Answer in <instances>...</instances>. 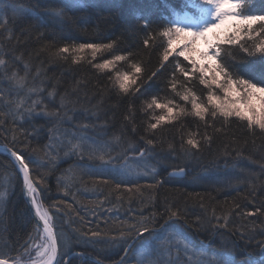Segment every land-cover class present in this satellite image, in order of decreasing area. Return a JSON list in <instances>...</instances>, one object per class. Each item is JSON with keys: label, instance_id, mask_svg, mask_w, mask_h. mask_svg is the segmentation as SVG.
Returning a JSON list of instances; mask_svg holds the SVG:
<instances>
[{"label": "snow or ice", "instance_id": "6c2138e0", "mask_svg": "<svg viewBox=\"0 0 264 264\" xmlns=\"http://www.w3.org/2000/svg\"><path fill=\"white\" fill-rule=\"evenodd\" d=\"M160 3L166 11L159 18H154V12L159 6L150 2L143 10L132 12L134 20L125 22V30L142 33L144 47H149L157 39L166 40L163 61H167L173 53L183 57L192 65L191 69L181 67L179 62L176 63V69L185 78H191L192 74L199 72V83L208 88L209 92L205 104L192 89L186 88L183 93L177 92L176 84L172 83V91L181 100L191 104L190 111L174 105L171 100L161 103L153 96L150 102H145L146 108L162 109L167 115L152 116L155 123L148 124L145 129L148 134L141 135L140 140L155 148L154 130L162 122L171 124L176 120L174 113L177 108L180 115L195 117L203 123L205 129L203 133L199 130L189 132L186 140L181 137L179 151L185 156L194 155L191 151L193 149L199 152L205 145L210 147L213 136L207 129L223 133L234 122L233 118L246 122L243 127L248 135L264 137V76L256 81L236 71V64L243 63L246 58H264V11L257 13L253 0H179L178 4L160 0ZM39 7L27 3L26 0H0V131L5 133L6 138L11 135L13 144L17 142V134L25 139L36 140L39 147H31L29 140L30 151H41L46 157L45 160H32L23 152H17L7 144L3 145L14 163L11 166L13 171L5 168L4 174L0 175V208L5 209V213H0V264H101V261L92 259L86 252L76 250L77 245L94 247L99 243L119 248L123 255L118 264H236L234 245L222 244L219 251L209 254L202 246L193 245L188 238L189 228L212 232L213 229L218 231L229 227L228 216H217L215 209H212L210 219L204 221L197 216L189 223L184 210L177 205L165 203L163 212L152 211L148 216L141 212L138 219L120 229L116 235L105 234L99 227L89 229L88 232L72 228L67 233L56 228L55 216L51 210L62 211L60 205L65 201L55 199L51 205L45 206L40 197L47 184V177L42 172H37L34 178L32 168L47 167V174L52 175L59 169L61 162L72 161L65 173L57 177V184L63 187L64 196L70 193L68 186L61 185V181L69 173L78 171L80 177H99L101 182L107 184L110 174L119 173V168L113 165L127 155L128 150L119 152L118 145L129 127L132 133L137 131L135 102L131 97L140 92L141 86L137 85V78L127 72L116 74L119 91L116 103L112 105L113 120L115 109L127 104L124 123L119 129L108 120L98 123V111L105 103L103 97L93 109L81 107L78 113L81 101L78 97L74 98L77 89L69 91L64 88L61 91V80L55 76L49 77L44 64H53L56 60L67 61L68 56L65 54H74L72 63L79 64L83 57L75 53H83L85 50H91L94 60L98 52L113 49L114 42L65 45L59 47L47 61H41L38 66L34 65V57L39 58L50 52L45 45H41L39 49L29 47L34 26L28 22L41 18V13L37 10ZM85 7L87 5L83 0H61L55 7H45L43 13L56 23L63 24L74 20L70 10ZM199 42H203V50L197 47ZM177 47L180 48L179 51H176ZM234 48H238L243 56L238 58L232 50ZM193 54L199 60L193 59ZM130 55L131 53L114 55L94 67L111 71L118 62L127 61ZM226 58H230L233 63H227ZM132 66L135 73L142 71L140 66ZM155 75L153 72L152 76ZM133 85L137 86L133 88ZM214 88L220 89L223 95L216 94ZM90 116H95L96 119L90 120ZM38 118L43 119L44 123L39 124ZM217 118L221 121L219 127L216 125ZM9 124L11 127H6ZM41 134L46 137L43 144L39 139ZM235 142L234 140L233 143ZM247 143L245 140L244 144ZM128 149L138 156V162L147 164L151 161L152 153L143 145L138 149L129 145ZM169 149L170 153L176 152L175 145L170 144ZM233 152L237 156L243 154L239 147L233 148ZM158 167L159 160L152 165L150 172L145 173L152 180L145 185L146 188H158L163 183L156 179L159 174ZM261 167L264 169V163ZM185 172L186 169L180 167L171 175H183ZM105 173L109 175H104ZM16 175L22 178L21 191L35 218L26 223L22 232L12 230L9 222L5 220L9 199L16 188ZM236 179L240 182L242 178ZM249 181L250 177L244 178V182L251 188L245 199L252 197L249 200L253 204L252 210L244 209L238 202H234L233 211L241 209L238 213L241 218L264 217V201L258 206L255 204V182ZM119 187L120 184L117 183V188ZM128 191L133 192V188L129 187ZM135 193L143 195L139 184L135 185ZM197 197L201 200L199 206L203 208V198L199 194ZM182 219L183 224L179 223ZM235 231L239 232L240 229ZM240 234L249 243L255 239L252 236L245 237L243 232ZM257 247L264 254V240ZM246 256L251 257L252 253L246 252ZM248 264H264V255L258 259H250Z\"/></svg>", "mask_w": 264, "mask_h": 264}, {"label": "trees", "instance_id": "16d2710c", "mask_svg": "<svg viewBox=\"0 0 264 264\" xmlns=\"http://www.w3.org/2000/svg\"><path fill=\"white\" fill-rule=\"evenodd\" d=\"M27 3L39 5L37 9L41 13L39 20L29 21L33 25L32 38L29 41V47L39 49L45 45L50 52L42 54L39 58H33V64L39 65L41 61H47L49 57L57 51L59 47L69 45H79L80 43H112L114 47L111 50H103L96 54L92 59L91 50H85L80 55L83 60L79 64L72 63L74 54H65L67 61L56 60L53 64H44V68L49 77L55 76L61 80V91L64 88L71 91L77 89L74 98L78 97L81 104L79 109H93L98 100L103 97L105 103L98 111L99 121L105 120L116 125V129L124 123L123 116L126 114L127 104H122L115 109V119H112V105L116 103L118 86L114 82L116 74L127 72L137 78V85L141 86L140 92H136L131 99L135 102V123L137 131L132 133L129 129L122 142L118 145L119 152L127 151L125 159L120 160L113 167L119 168V173H112L109 176L107 184L100 181L99 177L89 178L80 177L79 172L69 173L62 177L61 185L68 186L69 195H63V187L58 186L57 177L69 168L72 161H63L59 164V169L52 175H48V169L32 168L33 177L37 172H42L47 177L43 195L40 197L44 205H51L55 199H62L64 204L60 205L62 211L54 213V223L58 230L65 233L71 232L72 228H78L84 232L89 229H99L105 234H118L119 230L127 227L139 218L141 212L148 216L152 211L163 212L165 203L179 206L185 211L186 218L192 223L197 216L204 221L211 218L212 209L216 210V215H227L229 218V227L227 229L215 230L212 232L191 228L199 240L208 245H203L193 239L191 233L187 230L188 238L192 244L201 247L212 254L220 250L222 244L235 246L236 264H248L250 259H258L262 255L257 245L264 240V217H244L241 218L238 213L241 209L233 211L234 202H238L244 209L252 210L253 204L249 203L252 197H248L251 188L244 178H251L255 182L256 192L255 204L258 206L264 201V169L261 164L264 163V137L248 135L243 125L246 122L234 120L231 125L225 128L223 133H215L213 129H207L213 136L211 146H203L199 152L191 150L194 155L185 156L179 151L181 137L185 140L189 132L201 133L205 131L203 123L195 117L188 115H179L171 124L162 122L155 131V148L144 144L140 140L141 135H147L145 132L149 123H155L152 119L154 114L151 109L146 108L145 102H150L153 96L157 97L159 102L168 103L173 101L174 105H183V100L172 91L171 84H176V91L183 93L186 88L192 89L202 100L207 97L209 92L199 83V72L192 74L191 78H185L176 69V63L188 70L192 65L184 58L175 54L169 56L167 61H163L164 49L167 46L166 40L157 39L149 47H144L142 41L144 36L140 32L126 31L127 23L132 22L134 10H143L151 3L159 7L154 12V18H159L162 12H165L160 0H83L87 7L82 9L70 10V15L74 20L63 24L56 23L52 18L44 15L45 7H55L61 0H26ZM169 3L178 4L179 0H168ZM254 9L257 13L264 11V0H253ZM40 33H43L41 36ZM237 57H242L243 53L238 48L232 49ZM131 55L127 61L118 62L111 71L100 70L94 67L97 63H103L111 59L114 55ZM226 62L232 64L230 58ZM133 64L142 68L140 73H135ZM236 71L241 72L245 77H251L259 81L264 76V58L253 57L246 58L243 63L236 64ZM155 72L156 75L152 76ZM137 85H133L135 88ZM215 89V88H214ZM217 91V90H216ZM216 94H220L216 92ZM125 99H128L127 97ZM90 120H95V116H90ZM38 123L43 124V119L38 118ZM220 118H217L216 125L220 126ZM199 126V127H198ZM11 127V125H6ZM91 131V130H90ZM152 131V130H149ZM17 142L11 143V135L6 138L5 133L0 131V144H7L13 147L17 152H23L26 157L32 160H45L46 157L41 151L32 152L29 147H39L36 140L17 134ZM199 138V137H197ZM40 143L46 141L44 134L39 137ZM236 141L233 143V141ZM248 143L245 145L244 141ZM254 141V143H253ZM175 145L176 152L170 153L169 145ZM132 145L138 149L141 145L152 153L151 161L147 164L138 162V156L128 149ZM186 146V145H185ZM239 147L242 155L237 156L233 148ZM226 152L228 154H226ZM163 158V159H161ZM159 160L160 167L157 168V180L163 183L154 189L146 188L145 185L151 183L150 176L145 175L150 172L152 165ZM99 163V162H96ZM12 162L0 155V175L4 174L5 168L13 171ZM183 167L186 172L183 178L178 179L168 177L170 170H178ZM104 175H109L105 173ZM241 177V181H237ZM16 188L11 195L5 214V220L9 222L12 230L24 231L25 225L32 220L29 215L27 205L21 195L20 176H14ZM249 181V182H251ZM117 183L120 187L117 188ZM141 186L140 193H135V185ZM132 187L133 192L128 188ZM203 198L204 207L199 205ZM24 213L23 215L21 213ZM0 213H5V209L0 208ZM163 223V220L159 221ZM184 223L182 219L179 223ZM71 225V227H70ZM31 227V224H28ZM239 228L237 232L235 229ZM240 232L245 237H255L249 243L241 237ZM107 235L105 236V239ZM76 250L86 252L92 259L99 260L104 264L116 263L120 260L123 253L119 248H111L103 243L96 244L94 247L77 245ZM252 253L251 257L246 256Z\"/></svg>", "mask_w": 264, "mask_h": 264}, {"label": "rangeland", "instance_id": "374dc122", "mask_svg": "<svg viewBox=\"0 0 264 264\" xmlns=\"http://www.w3.org/2000/svg\"><path fill=\"white\" fill-rule=\"evenodd\" d=\"M180 47H182V45H181ZM197 47H198L200 50H203V47H204L203 42H199V44L197 45ZM179 50H180V48L177 47L176 51H179ZM173 54H175V53H173ZM171 55H172V54H171ZM182 58H183V57H182ZM193 59L199 60V57H198L197 55L193 54ZM114 82L117 84L116 76L114 77ZM213 90H214L215 92H219L220 94H218V95H221V96L223 95V93L220 91V89H216V88H215V89H213ZM216 90H217V91H216ZM182 102H184V101H182ZM201 102L207 104L206 97L202 98ZM179 106H180V105H179ZM180 107H184V108L188 109L189 111L191 110V104H190V103H186V102H184V104L181 105ZM150 111H152V113L154 114V116L167 115L166 111H165V110H162V109H155V108H153V109H151ZM174 115H176V117H178V116L180 115V114H179V109H178V108L176 109V112L174 113ZM153 121L155 122L154 119H153Z\"/></svg>", "mask_w": 264, "mask_h": 264}, {"label": "water", "instance_id": "95a60500", "mask_svg": "<svg viewBox=\"0 0 264 264\" xmlns=\"http://www.w3.org/2000/svg\"><path fill=\"white\" fill-rule=\"evenodd\" d=\"M0 155L1 156H3V157H5V158H7L8 160H10L12 163H14V161H13V159L10 157V155L3 149V145L2 144H0ZM173 171H177V170H170V172L167 174V176L168 177H174V178H181V177H183L184 176V174L183 175H176V176H172L171 175V173L173 172ZM20 180H21V184H22V178H21V176H20ZM21 194L23 195V200H24V203H25V205H27V203H26V197H25V195H24V193L21 191ZM27 208H28V206H27ZM28 212H29V215L31 216V218H32V220L33 219H35L34 218V216H33V211L31 210V209H29L28 208ZM181 223V222H180ZM182 224V223H181ZM218 232V231H217ZM193 237H194V239L196 240V241H198V242H200L201 244H203L204 246L205 245H208L207 243H204L202 240H199L197 237H196V235L194 234L193 235Z\"/></svg>", "mask_w": 264, "mask_h": 264}, {"label": "bare ground", "instance_id": "6f19581e", "mask_svg": "<svg viewBox=\"0 0 264 264\" xmlns=\"http://www.w3.org/2000/svg\"><path fill=\"white\" fill-rule=\"evenodd\" d=\"M181 178H183V177H181ZM181 178H179V179H181ZM22 195V194H21ZM190 233H191V235L193 236L194 235V231L191 229V228H189V229H187ZM193 239H194V237H193ZM195 240V239H194ZM101 264H104L103 262H101ZM112 264H118V262H116V263H112Z\"/></svg>", "mask_w": 264, "mask_h": 264}]
</instances>
